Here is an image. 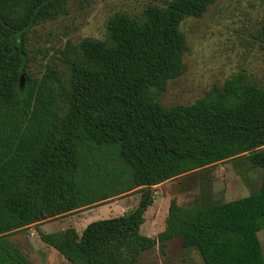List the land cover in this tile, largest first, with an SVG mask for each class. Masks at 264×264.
I'll use <instances>...</instances> for the list:
<instances>
[{
  "label": "trees",
  "instance_id": "trees-1",
  "mask_svg": "<svg viewBox=\"0 0 264 264\" xmlns=\"http://www.w3.org/2000/svg\"><path fill=\"white\" fill-rule=\"evenodd\" d=\"M70 1L0 0V264H32L12 232L133 191L140 198L126 214L38 236L71 264H136L177 236L204 264H264V81L238 72L190 104L156 99L187 68L181 22L215 0L114 13L104 38L59 49L66 70L50 64L31 75L29 32ZM245 154L261 169L257 189L226 201L171 199L164 228L140 233L151 186Z\"/></svg>",
  "mask_w": 264,
  "mask_h": 264
},
{
  "label": "rangeland",
  "instance_id": "rangeland-1",
  "mask_svg": "<svg viewBox=\"0 0 264 264\" xmlns=\"http://www.w3.org/2000/svg\"><path fill=\"white\" fill-rule=\"evenodd\" d=\"M169 0H71L68 11L57 18L35 26L29 32L28 48L32 60L29 72L38 76L47 65L66 70L58 59V51L66 41L76 43L83 37L102 39L107 19L117 12L139 14L148 4L164 6ZM263 0H215L201 17H187L180 24L187 50L183 75L171 79L165 91L156 96L164 106L190 104L202 97L214 84L222 85L232 75L242 72L246 80L264 81L262 28ZM264 35V33H263ZM263 37V36H262ZM261 182V169L253 167L245 155L217 162L151 186L153 201L144 213L140 233L155 237L165 226L171 199L181 205L203 201H226L249 194ZM140 198L137 191L116 196L105 203L90 206L64 216L47 218L12 232L9 238L32 264H71L54 248L45 244L39 232H53L89 222L126 214ZM92 208V210H87ZM85 211V212H84ZM88 222V223H89ZM87 223V224H88ZM264 254V229L257 232ZM136 264H204L195 248H182L180 237L166 241L161 250L157 242L140 252Z\"/></svg>",
  "mask_w": 264,
  "mask_h": 264
},
{
  "label": "crops",
  "instance_id": "crops-1",
  "mask_svg": "<svg viewBox=\"0 0 264 264\" xmlns=\"http://www.w3.org/2000/svg\"><path fill=\"white\" fill-rule=\"evenodd\" d=\"M87 210H92V208H90V209H87ZM85 212V211H84ZM87 215L86 216H84V217H82V221H83V224L80 226V228H78L77 226L75 227V225H73V227L76 229V231L78 232V233H81L82 232V230H83V228L87 225V223L89 222V220L90 219H92V218H90V219H87ZM141 227V226H140ZM65 229V228H64ZM60 230H63V228L62 229H60ZM258 234V233H257ZM263 251V250H262ZM263 257H264V254H263Z\"/></svg>",
  "mask_w": 264,
  "mask_h": 264
},
{
  "label": "water",
  "instance_id": "water-1",
  "mask_svg": "<svg viewBox=\"0 0 264 264\" xmlns=\"http://www.w3.org/2000/svg\"><path fill=\"white\" fill-rule=\"evenodd\" d=\"M263 41H264V35H263ZM22 80H23V76L20 77V82L22 83Z\"/></svg>",
  "mask_w": 264,
  "mask_h": 264
}]
</instances>
